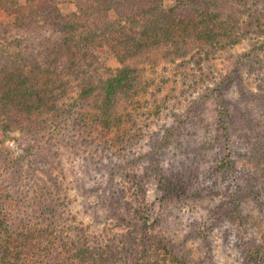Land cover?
Segmentation results:
<instances>
[{
	"label": "rangeland",
	"instance_id": "1",
	"mask_svg": "<svg viewBox=\"0 0 264 264\" xmlns=\"http://www.w3.org/2000/svg\"><path fill=\"white\" fill-rule=\"evenodd\" d=\"M242 13L234 44L141 58L110 128L95 106L86 129L66 122L58 132L48 113L32 127L0 105V195L19 202L16 219L62 239V261L78 264L80 249L98 246L105 264H264V177L251 186L253 165L264 169V24ZM13 22L0 9V75L16 57L40 62L54 38ZM98 56L119 67L105 50Z\"/></svg>",
	"mask_w": 264,
	"mask_h": 264
},
{
	"label": "trees",
	"instance_id": "2",
	"mask_svg": "<svg viewBox=\"0 0 264 264\" xmlns=\"http://www.w3.org/2000/svg\"><path fill=\"white\" fill-rule=\"evenodd\" d=\"M19 1L0 0V9L13 16L15 27L11 29L21 28L33 35L44 31L54 38L42 43L40 62L16 57L11 67L2 71L0 105L16 118L27 119L32 127L40 121L33 122L34 115L48 113L58 120V132L66 122L86 129L87 110L92 106L103 130L114 126L117 103L136 88L140 76L136 64L141 58L150 54L184 57L188 43L194 42H199L198 49L234 44L238 40L236 22L244 11L257 22L263 17L264 24V9L262 13L250 8L263 7L264 0H185L169 9L163 0ZM63 2L74 10L63 13L59 8ZM6 44L0 35V53ZM102 50L118 62L113 72L98 56ZM79 100L85 109L76 107ZM261 156L264 158V152ZM251 172V186H255L264 177L263 163L253 165ZM14 208H19V202L0 195V264H72L68 258L60 259V250L57 254L62 239L57 243L52 234L31 221L16 219ZM40 245L54 250L33 253ZM106 250L98 246L80 249L78 264H105L101 255Z\"/></svg>",
	"mask_w": 264,
	"mask_h": 264
}]
</instances>
